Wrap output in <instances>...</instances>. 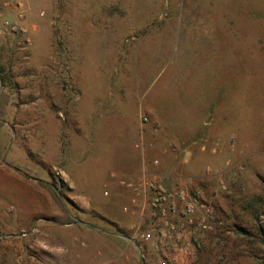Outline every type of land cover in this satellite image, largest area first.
<instances>
[{
    "label": "rangeland",
    "instance_id": "374dc122",
    "mask_svg": "<svg viewBox=\"0 0 264 264\" xmlns=\"http://www.w3.org/2000/svg\"><path fill=\"white\" fill-rule=\"evenodd\" d=\"M0 71V264H264V0H0Z\"/></svg>",
    "mask_w": 264,
    "mask_h": 264
},
{
    "label": "built area",
    "instance_id": "2783aa9c",
    "mask_svg": "<svg viewBox=\"0 0 264 264\" xmlns=\"http://www.w3.org/2000/svg\"><path fill=\"white\" fill-rule=\"evenodd\" d=\"M142 120H145V118H142ZM153 164H156V161H153ZM125 186L129 189H131L134 193L139 192L141 190L144 194H153L149 200V205L155 209L159 217H164V220H166L167 215L173 216L175 212L177 211V207L174 202H170L169 205H165L164 202L166 201V197H174L176 203L180 206L181 214H191L194 212L197 206V199L193 196H189L187 193L183 191H179L174 193L173 195L168 194H161L158 192V188L155 185L153 180H145L144 174H142V177L137 179V181H131L127 180L125 183ZM165 226L168 230L173 231L174 226L170 221H165ZM150 238V234L146 232L144 234V239Z\"/></svg>",
    "mask_w": 264,
    "mask_h": 264
},
{
    "label": "crops",
    "instance_id": "0c3cea01",
    "mask_svg": "<svg viewBox=\"0 0 264 264\" xmlns=\"http://www.w3.org/2000/svg\"><path fill=\"white\" fill-rule=\"evenodd\" d=\"M1 174H3V172L0 170V178H1ZM109 175L111 176V173ZM1 184H7V186H8L7 188L9 189V192L14 194V195H17L16 196L17 198H22L24 196L25 190H24L23 180L19 181V179H18L14 183H11L9 181L8 182L0 181V185ZM0 192L3 194L5 192V190H2V188H0Z\"/></svg>",
    "mask_w": 264,
    "mask_h": 264
},
{
    "label": "trees",
    "instance_id": "16d2710c",
    "mask_svg": "<svg viewBox=\"0 0 264 264\" xmlns=\"http://www.w3.org/2000/svg\"><path fill=\"white\" fill-rule=\"evenodd\" d=\"M5 79V75L0 71V81L3 84V80Z\"/></svg>",
    "mask_w": 264,
    "mask_h": 264
}]
</instances>
